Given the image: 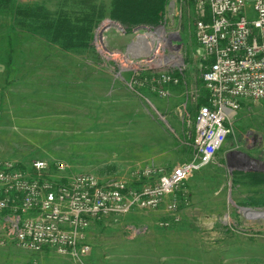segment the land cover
I'll use <instances>...</instances> for the list:
<instances>
[{"label":"rangeland","instance_id":"obj_1","mask_svg":"<svg viewBox=\"0 0 264 264\" xmlns=\"http://www.w3.org/2000/svg\"><path fill=\"white\" fill-rule=\"evenodd\" d=\"M17 1L51 11L60 2ZM112 1L95 3L109 11ZM176 7L166 16L164 10L158 25H149L173 31L186 60L185 75L178 86L167 87V98L149 80L158 71L149 62L158 42L148 40V52L141 42L146 32L121 25L123 33L107 18L95 29L89 49L65 51L18 26L14 11L0 12V161L61 162L69 174L91 173L102 181H132L134 168L171 171L190 161L195 121L208 95L195 6L178 0ZM176 9L179 17H173ZM230 128L214 162L186 183L188 205L182 196L179 225L161 228L163 211L96 221L89 231L92 252L83 263L264 264V101L243 103ZM0 264L80 263L10 243L0 247Z\"/></svg>","mask_w":264,"mask_h":264},{"label":"built area","instance_id":"obj_2","mask_svg":"<svg viewBox=\"0 0 264 264\" xmlns=\"http://www.w3.org/2000/svg\"><path fill=\"white\" fill-rule=\"evenodd\" d=\"M185 1L196 10L195 38L208 95L195 121L193 158L171 171L153 165L134 168L132 181L69 174L61 162L0 161V247L13 243L35 253L51 250L84 264L92 252L89 231L96 221H117L136 211H163L167 218L158 224L161 228L182 222L180 198L188 205L186 183L214 162L242 104L264 101V0ZM177 2L169 0L165 16ZM174 15L179 17V10ZM119 29L127 32L121 25ZM135 31L146 32L142 38L147 42H158L157 56L149 58L158 71L149 80L153 90L167 98V87L178 86L185 75L186 60L174 32L164 26ZM160 51L168 54L161 56ZM128 229L138 233L135 227Z\"/></svg>","mask_w":264,"mask_h":264},{"label":"trees","instance_id":"obj_3","mask_svg":"<svg viewBox=\"0 0 264 264\" xmlns=\"http://www.w3.org/2000/svg\"><path fill=\"white\" fill-rule=\"evenodd\" d=\"M96 0H60L59 9L45 5H21L17 0H0V12L14 11L15 22L65 51L87 50L95 29L104 19L127 28L156 26L168 0H113L109 11ZM206 103V102H205Z\"/></svg>","mask_w":264,"mask_h":264},{"label":"bare ground","instance_id":"obj_4","mask_svg":"<svg viewBox=\"0 0 264 264\" xmlns=\"http://www.w3.org/2000/svg\"><path fill=\"white\" fill-rule=\"evenodd\" d=\"M141 39V38H140ZM142 43H143V45L145 44L146 45V47L149 49V46H150V43L149 42H147L146 40H144V39H142V41H141ZM155 42V41H154ZM140 44V43H139ZM153 44V43H152ZM152 44H151V46H152ZM140 48V47H139ZM135 49H136V47H135ZM142 49V48H141ZM138 50V49H137ZM150 50V49H149ZM148 54V53H147ZM249 216H252V217H259V215H256L255 213H249Z\"/></svg>","mask_w":264,"mask_h":264},{"label":"crops","instance_id":"obj_5","mask_svg":"<svg viewBox=\"0 0 264 264\" xmlns=\"http://www.w3.org/2000/svg\"><path fill=\"white\" fill-rule=\"evenodd\" d=\"M30 1H40V0H30ZM101 1V0H100ZM106 1V0H105ZM110 1H112V0H110Z\"/></svg>","mask_w":264,"mask_h":264}]
</instances>
